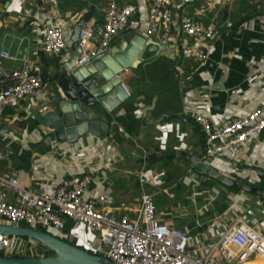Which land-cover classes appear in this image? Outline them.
Wrapping results in <instances>:
<instances>
[{
  "label": "crops",
  "instance_id": "obj_1",
  "mask_svg": "<svg viewBox=\"0 0 264 264\" xmlns=\"http://www.w3.org/2000/svg\"><path fill=\"white\" fill-rule=\"evenodd\" d=\"M118 3L134 5L142 15L147 12V0ZM107 4V0H0V54L12 57L2 61L3 68L16 70L26 60L37 61L46 83L39 96L0 108V154L10 151L0 160V174L17 177L24 187L41 191H53L75 176L91 175L93 184L86 197L104 194L106 212L131 218L140 207L138 199L148 193L154 196L159 221L187 233L190 248L202 254L238 219L264 236V200L258 195L194 173L183 157L147 161L164 151L203 158L205 139L201 140L203 132L197 123L190 122V110L217 125L264 106V0L175 1L174 42L182 38L183 15L220 27L218 40L203 46L208 60H186L176 53L175 59L160 56L140 64L123 77L130 98L109 116L107 137L86 134L76 143H58L40 121L50 107L60 66L77 47L71 45L60 57L46 55L41 45L45 30L57 23L72 37L74 27L85 19V26L95 25L99 31L107 18ZM136 35L120 33L111 48ZM185 39L193 44L189 37ZM172 115L182 119L161 122ZM222 157L229 161L212 162L221 174L264 190L262 177L246 169L264 171V132L258 140L246 142L239 155ZM74 225L68 222L70 238L77 231ZM243 264H264V258L255 256Z\"/></svg>",
  "mask_w": 264,
  "mask_h": 264
},
{
  "label": "built area",
  "instance_id": "obj_2",
  "mask_svg": "<svg viewBox=\"0 0 264 264\" xmlns=\"http://www.w3.org/2000/svg\"><path fill=\"white\" fill-rule=\"evenodd\" d=\"M107 1L102 31L95 25L81 27L74 42L70 31L54 23L45 30L43 53L60 57L75 45L81 50L76 67H83L105 54L120 33L132 31L154 38L167 49L172 47L183 59L207 61L209 56L203 46L215 42L221 34L215 23L183 15L179 21L182 38L174 42L172 5L177 0H147L145 15L134 5L119 6L118 0ZM186 37H191L193 44ZM11 58L7 52L0 54V108L37 97L46 87L37 61L26 60L16 70L4 69L2 61ZM188 116L202 129L205 139L202 161L211 164L226 153L239 155L246 142L258 140L264 132V106L217 125L197 110H190ZM9 155L6 150L0 154V160ZM92 184L91 175H82L61 183L53 191H41L24 187L17 177L0 174V224L44 228L70 237L66 229L72 221L77 230L71 234L75 245L114 264H243L255 256L264 258V236L243 219L230 225L218 242L202 254L200 249L190 248L187 233L159 221L153 195L142 194L134 218L118 216L104 210L106 195L86 197ZM80 228L94 233V238L82 237ZM39 246L34 239L0 233V255L36 257ZM42 252L40 256L45 251Z\"/></svg>",
  "mask_w": 264,
  "mask_h": 264
},
{
  "label": "water",
  "instance_id": "obj_3",
  "mask_svg": "<svg viewBox=\"0 0 264 264\" xmlns=\"http://www.w3.org/2000/svg\"><path fill=\"white\" fill-rule=\"evenodd\" d=\"M81 19L74 27L72 41L76 42L79 28L85 26ZM103 30V26L99 31ZM189 40H193L189 37ZM81 53L76 48L71 59L65 61L55 79V93L50 107L41 117V125L50 131L58 143H76L79 138L90 134L96 137H107L111 129L109 116L113 114L130 95L123 85V77L140 64L157 59L160 56L175 59L176 53L162 46L154 38L142 35L130 42L116 44L105 54L95 57L83 67H76ZM182 117L172 115L161 118L170 122ZM194 123V120H190ZM200 126L197 124V128ZM204 139L201 135V140ZM170 156L183 157L190 161L193 172L208 176L222 185L254 193L264 200V190L247 180H233L223 175L211 163L204 162L188 152L164 151L150 155L148 164ZM217 159H228L218 156ZM258 173L264 180V171L257 167H246ZM0 233L34 239L50 251L48 256L9 257L0 255V264H114L101 256L92 255L75 244L39 229L26 226L0 224Z\"/></svg>",
  "mask_w": 264,
  "mask_h": 264
},
{
  "label": "rangeland",
  "instance_id": "obj_4",
  "mask_svg": "<svg viewBox=\"0 0 264 264\" xmlns=\"http://www.w3.org/2000/svg\"><path fill=\"white\" fill-rule=\"evenodd\" d=\"M80 233H81V236L82 237H85V236H87L89 239H93L94 238V233H91V232H89L88 230H86V229H82L81 230V228H80V231H79ZM51 233L53 234V235H55V236H57V237H59V238H61V239H63V240H65V241H67V242H70V243H75V241L72 239V238H70L69 236L68 237H61V236H59L58 234H56V233H54V231H51ZM41 246V248H39L38 250H39V254H35L36 256H40V254L41 253H43L42 251L44 250L45 252H44V255L46 254L47 256L48 255H51L52 254V251H50L48 248H46L45 246H43L42 244H40ZM43 248V249H42ZM34 253V252H33Z\"/></svg>",
  "mask_w": 264,
  "mask_h": 264
},
{
  "label": "trees",
  "instance_id": "obj_5",
  "mask_svg": "<svg viewBox=\"0 0 264 264\" xmlns=\"http://www.w3.org/2000/svg\"><path fill=\"white\" fill-rule=\"evenodd\" d=\"M1 1H2V2H5L6 0H1ZM41 230H42V231H45V232H47V233L52 234L51 231L46 230V229H44V228H41ZM52 235H53V234H52ZM72 244H73V243H72ZM2 256H3V255H2ZM42 256H47V255H46V254H45V255L43 254ZM16 257H17V256H16Z\"/></svg>",
  "mask_w": 264,
  "mask_h": 264
}]
</instances>
